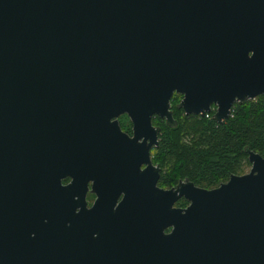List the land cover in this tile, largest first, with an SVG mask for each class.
Segmentation results:
<instances>
[{"label":"water","instance_id":"1","mask_svg":"<svg viewBox=\"0 0 264 264\" xmlns=\"http://www.w3.org/2000/svg\"><path fill=\"white\" fill-rule=\"evenodd\" d=\"M173 93L182 95L176 108L185 116L213 106L216 124L233 104L264 97V0H0V96L24 181L36 182L39 161H57L59 203L70 192L82 199L83 180L80 190L59 180L70 161L83 174L89 146H104L105 104L130 117L138 166L145 165L125 176V191L113 165L112 186L101 189L97 205L106 194L109 202L112 188L124 194L106 215L103 239H87L94 249L83 239L72 244V229L57 223L56 236L38 237L49 245L41 259L39 251L30 256L34 264H264V158L244 148L249 170L210 190L155 187L148 149L159 129L150 118L176 127ZM88 96L99 99L94 109ZM123 157L116 148V163ZM179 195L190 202L184 210L170 207ZM16 224L0 196V264L27 263L29 245Z\"/></svg>","mask_w":264,"mask_h":264},{"label":"flooded vegetation","instance_id":"2","mask_svg":"<svg viewBox=\"0 0 264 264\" xmlns=\"http://www.w3.org/2000/svg\"><path fill=\"white\" fill-rule=\"evenodd\" d=\"M181 98L182 95L173 93L169 99V110L174 121V110L180 111L181 114L184 115L181 109L176 108ZM175 99L176 101L173 102ZM6 100L7 96H0V196L6 198L9 211L17 222V228L27 240L26 245H29L26 254V264H34L30 256H37V251H39V258L41 259L42 253L45 252L46 246L49 244H42V242H40L41 244L39 245L37 239L41 234L47 236L51 234V237H53L57 223H66V225L72 229V236L70 238L72 244H74L76 240L83 239L84 246L94 249L93 244L89 243L87 239H90V241L95 238L101 239L102 236L105 235L104 231L106 229V224L104 221L106 215L107 213L113 214L117 212V208L124 194L123 191H120L116 195V188L115 190L112 188L108 191L109 202H107V194H104L105 198L99 201L100 205H97V200L103 195L101 189H106L107 185L112 186V181H108L107 175L113 173V165H120L119 172L124 175V178L121 182V186L118 187L122 188L124 191L129 184L125 176L131 174L132 178L135 172H139L145 168L144 164L138 166V151L137 148L135 149L134 147L135 139L133 137V125L130 117L126 112H119L114 116L113 113L116 108L112 109L110 105L105 104L104 111L98 114L100 116L99 118L103 121L102 123L106 124L104 126L102 124L103 127L101 126L102 129L100 128L105 134L100 137V141L104 146H89L86 153V160L84 161L83 174L77 175L73 167L75 162L70 161L68 164L71 167L68 174L59 180L60 187L77 183L75 187L78 190L82 188L80 182L83 180L82 199H80V192H70L67 194L69 201L67 203H62V201H60L59 203V200L62 199L64 195L57 191L59 188L58 185L55 184V176L58 173L57 161H39L34 172L36 176V182L34 184H27L24 181L27 172L22 162L12 161L11 149H8L10 128L9 113L7 114L6 110ZM98 100L97 97L88 96V109H94L98 104ZM100 106L103 105L100 103ZM118 108H125V106H120ZM213 110L214 107L210 106V111ZM150 124L153 128L159 129L156 136L157 144L151 145L148 149L150 165L152 168L157 169V179L155 182V187L157 189L163 191L170 189L175 190L177 186H179V183L185 185L186 182L190 183L193 188L205 190L215 188H202L186 177L176 178L173 184H165V179H162L165 169L160 166L158 159L159 155H156V151L158 150L161 127L166 126L163 120L156 116L150 118ZM117 133L120 134V137L116 135ZM123 137H125V139ZM115 141L119 142L118 147L114 146ZM140 141H142V137L137 140L138 143ZM146 142H148V139H146ZM116 148H118L121 154H124L123 159L118 163H116L113 158ZM247 167H250L249 163ZM169 201L168 198L167 202L161 201V208H165ZM189 203L188 199L183 195H179L173 200L170 207L176 210H184ZM134 211L133 209L132 212ZM169 230L168 228L163 230V232L168 233ZM26 240L24 242H26Z\"/></svg>","mask_w":264,"mask_h":264},{"label":"trees","instance_id":"3","mask_svg":"<svg viewBox=\"0 0 264 264\" xmlns=\"http://www.w3.org/2000/svg\"><path fill=\"white\" fill-rule=\"evenodd\" d=\"M184 116L174 110L176 127L162 126L156 155L165 169L162 179L173 184L186 177L202 188L217 187L248 166L244 148L264 158V97L231 106L226 120Z\"/></svg>","mask_w":264,"mask_h":264},{"label":"rangeland","instance_id":"4","mask_svg":"<svg viewBox=\"0 0 264 264\" xmlns=\"http://www.w3.org/2000/svg\"><path fill=\"white\" fill-rule=\"evenodd\" d=\"M175 101H176V99H175L173 102H175ZM213 111H214V110H213ZM213 111H212V112H213ZM248 168H249V167H244V168H243V174L246 173V172L249 170Z\"/></svg>","mask_w":264,"mask_h":264},{"label":"built area","instance_id":"5","mask_svg":"<svg viewBox=\"0 0 264 264\" xmlns=\"http://www.w3.org/2000/svg\"><path fill=\"white\" fill-rule=\"evenodd\" d=\"M209 114H210V113H205V114H204V117H208Z\"/></svg>","mask_w":264,"mask_h":264}]
</instances>
